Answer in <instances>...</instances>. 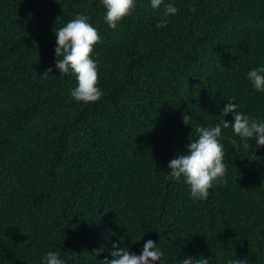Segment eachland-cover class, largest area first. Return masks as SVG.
Here are the masks:
<instances>
[{
	"label": "trees",
	"instance_id": "trees-1",
	"mask_svg": "<svg viewBox=\"0 0 264 264\" xmlns=\"http://www.w3.org/2000/svg\"><path fill=\"white\" fill-rule=\"evenodd\" d=\"M175 2L166 27L138 0L111 29L99 0H0V264H37L49 248L68 264H100L120 237L137 253L160 242L167 264H264V146L224 139L228 182L205 200L164 179L228 97L264 117V92L246 79L264 63V0ZM76 12L101 36L95 103L70 97L71 74L40 75L56 58L53 29Z\"/></svg>",
	"mask_w": 264,
	"mask_h": 264
},
{
	"label": "clouds",
	"instance_id": "clouds-1",
	"mask_svg": "<svg viewBox=\"0 0 264 264\" xmlns=\"http://www.w3.org/2000/svg\"><path fill=\"white\" fill-rule=\"evenodd\" d=\"M103 6V22L111 29H116L119 22L136 7L138 0H99ZM149 7L157 13L155 21L157 29L166 27L172 16L179 14L175 0H147ZM91 18L83 12H76L73 18L53 29L55 33L54 64L50 65L42 77L52 73L53 67L60 75L71 74L76 81L70 88V97L85 104L98 102L104 95L99 84V66L101 61L94 52V45L101 41L99 29L90 22ZM253 89L264 92V63L251 67L246 73ZM236 97L226 99L218 119L213 124L195 125V138L186 145V151L175 154L168 162V171L164 179L177 181L181 178L188 186L189 196L195 203L209 196V189L228 182L227 165L225 163L224 139L236 144L239 137L243 149H248L255 141L256 146H264V117L253 116L240 110L235 102ZM231 113V121L225 116ZM190 115L184 114L182 119L187 123ZM231 128L233 137H225L224 129ZM258 147V148H259ZM172 239L176 236L169 234ZM122 237L112 241L110 257H104L100 264H167V255L160 242L152 239L144 240L139 253L130 251L122 242ZM140 240V239H139ZM104 251L103 246L93 249L96 255ZM37 264H68L67 259L54 249H47ZM179 264H211L209 258L200 255H185ZM226 264H247L246 258H227Z\"/></svg>",
	"mask_w": 264,
	"mask_h": 264
}]
</instances>
